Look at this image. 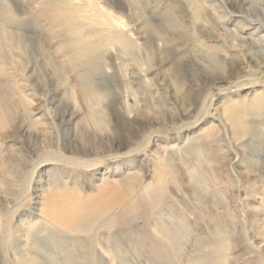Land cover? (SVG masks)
Here are the masks:
<instances>
[{
	"label": "rangeland",
	"instance_id": "rangeland-1",
	"mask_svg": "<svg viewBox=\"0 0 264 264\" xmlns=\"http://www.w3.org/2000/svg\"><path fill=\"white\" fill-rule=\"evenodd\" d=\"M0 25V264H264V0Z\"/></svg>",
	"mask_w": 264,
	"mask_h": 264
},
{
	"label": "bare ground",
	"instance_id": "bare-ground-1",
	"mask_svg": "<svg viewBox=\"0 0 264 264\" xmlns=\"http://www.w3.org/2000/svg\"><path fill=\"white\" fill-rule=\"evenodd\" d=\"M0 32L4 33L8 37H11L13 35L12 31L8 30L5 26H1V25H0ZM123 46L125 49H129V48H131L132 45H131V43L126 42V44H124ZM54 220L57 221L58 219L54 218Z\"/></svg>",
	"mask_w": 264,
	"mask_h": 264
}]
</instances>
